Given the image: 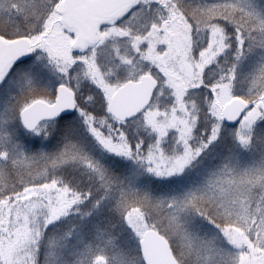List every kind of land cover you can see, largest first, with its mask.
Returning a JSON list of instances; mask_svg holds the SVG:
<instances>
[{"label":"snow or ice","instance_id":"snow-or-ice-1","mask_svg":"<svg viewBox=\"0 0 264 264\" xmlns=\"http://www.w3.org/2000/svg\"><path fill=\"white\" fill-rule=\"evenodd\" d=\"M0 264H264V0H0Z\"/></svg>","mask_w":264,"mask_h":264}]
</instances>
